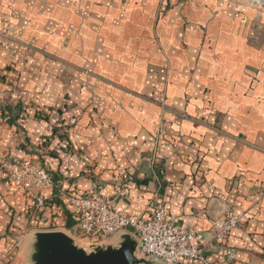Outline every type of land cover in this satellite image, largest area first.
Wrapping results in <instances>:
<instances>
[{
    "label": "crops",
    "instance_id": "1",
    "mask_svg": "<svg viewBox=\"0 0 264 264\" xmlns=\"http://www.w3.org/2000/svg\"><path fill=\"white\" fill-rule=\"evenodd\" d=\"M0 30V264H31L37 231H74L61 193L95 184L130 215L163 197L211 264H264V7L0 0ZM23 159L54 181L37 219L7 180ZM228 212L240 224L222 242L213 223Z\"/></svg>",
    "mask_w": 264,
    "mask_h": 264
},
{
    "label": "built area",
    "instance_id": "2",
    "mask_svg": "<svg viewBox=\"0 0 264 264\" xmlns=\"http://www.w3.org/2000/svg\"><path fill=\"white\" fill-rule=\"evenodd\" d=\"M251 1L254 5L264 7V0ZM7 180L11 185L32 194L35 203L31 218L37 219L42 208L52 198V194L47 193L54 187L50 170L36 160L23 159L8 171ZM115 193L125 196L128 188L118 184ZM61 195L72 207L74 233L80 239L87 240L89 246L99 245L118 233L129 231L138 239L137 249L141 250L144 257H150L162 264H182L185 261L211 264L201 244L203 236L177 225L170 216L163 197H155L149 215H130L117 210L114 200L103 194L98 184L81 195L68 191H62ZM239 224L240 217L228 212L225 219L214 221V237L219 241H226ZM225 255L231 261L235 257V249L225 247Z\"/></svg>",
    "mask_w": 264,
    "mask_h": 264
},
{
    "label": "water",
    "instance_id": "3",
    "mask_svg": "<svg viewBox=\"0 0 264 264\" xmlns=\"http://www.w3.org/2000/svg\"><path fill=\"white\" fill-rule=\"evenodd\" d=\"M32 238L31 264H162L138 257L139 241L130 233L118 245H92L91 251L64 231H37Z\"/></svg>",
    "mask_w": 264,
    "mask_h": 264
},
{
    "label": "rangeland",
    "instance_id": "4",
    "mask_svg": "<svg viewBox=\"0 0 264 264\" xmlns=\"http://www.w3.org/2000/svg\"><path fill=\"white\" fill-rule=\"evenodd\" d=\"M6 33L5 32H3L2 30H0V40H1V38H5L6 37ZM0 43H1V41H0ZM64 232H66V233H68L69 235H71L74 239H75V241H76V243L78 244V245H80V246H84V248H86L88 251H91V249H90V247H89V245L88 244H86L85 242H83L82 241V239H80V237H78L75 233H74V231H72V230H70V231H65V230H63ZM136 255L138 256V257H143V258H145L142 254H141V250L139 249H137V251H136Z\"/></svg>",
    "mask_w": 264,
    "mask_h": 264
}]
</instances>
